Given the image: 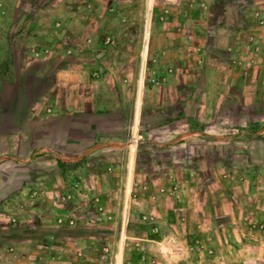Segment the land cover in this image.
Instances as JSON below:
<instances>
[{"label":"crops","instance_id":"0c3cea01","mask_svg":"<svg viewBox=\"0 0 264 264\" xmlns=\"http://www.w3.org/2000/svg\"><path fill=\"white\" fill-rule=\"evenodd\" d=\"M3 1L7 6L0 9V40L15 37L17 33L11 31L10 25L22 26L27 21L33 25L36 38L51 40L42 28L44 22L52 20L12 17L11 0ZM70 34L66 40L73 38ZM223 39L218 37L216 43ZM71 52L66 56L53 51L44 60L22 63L23 59H19L15 64L0 65V264H69L68 251L73 245L91 243L75 220L83 217L84 225L86 219L90 222L95 216L99 204L92 202L93 198L105 203L106 214L122 210L124 215L129 212L127 201L135 192L133 211L159 212L163 220L179 214L209 226L211 237L205 238L203 250L196 256L188 251L185 264H247L248 259L252 263L255 253L264 247L263 237L256 241L259 244L249 242L252 239L247 233L253 230L246 224L249 217L264 220V135H260L263 140L252 143L262 130L251 134L252 144L244 145V153L236 161L231 159L236 152L231 145L224 154L221 143L214 144L211 151L203 139L184 140L182 137L189 134L178 130L173 135H161L175 136L174 142L184 140L180 145L164 148L162 143L161 154L155 160L141 161L140 156H132L135 145L125 143L129 133V94L118 77L108 73L103 51ZM22 54L26 57L28 51L24 48ZM210 70L221 72L214 67ZM91 71L98 72L99 77H90ZM168 88L176 95L156 100L158 107L166 106V115L160 119L180 115L179 121L184 124L188 119L202 118V107L192 108L193 117L187 118L185 83L172 80ZM178 95L181 99L177 104L174 100ZM194 95L189 97L192 103ZM231 104L230 115L236 117V103L231 100ZM246 107L241 106L244 113ZM138 108L139 99L133 132ZM203 134L210 137L195 132L200 138ZM198 145L205 148L199 149ZM138 152L141 151L137 149ZM198 157L209 160L213 168L226 170L227 174L218 179L231 188L208 190L209 180ZM170 187L176 189L172 195L157 192ZM120 200L123 203L118 207ZM7 202L17 206L15 212H9L10 216L18 215L16 224L1 213ZM57 216L66 222L71 219L74 225H57ZM241 233L246 235L243 241L238 239ZM246 242L248 247L244 246ZM236 243L251 254L241 255ZM207 249L213 256L206 254Z\"/></svg>","mask_w":264,"mask_h":264},{"label":"rangeland","instance_id":"374dc122","mask_svg":"<svg viewBox=\"0 0 264 264\" xmlns=\"http://www.w3.org/2000/svg\"><path fill=\"white\" fill-rule=\"evenodd\" d=\"M3 2L0 0V9L7 6ZM11 4L12 17L52 20L44 22L42 28L51 40L36 38L28 21L22 26L12 24L9 28L13 26L11 31L17 34L9 40H0V65L15 64L19 59H23L22 63L44 60L53 51L66 56L72 55V49L103 51L108 73L117 76L129 94L127 107L124 106L130 114L125 143L135 145L134 158L138 155L141 161L155 160L161 154L162 143L165 148L188 139H203L211 151L214 144L221 143L223 154L231 145L236 149L231 159L236 161L238 155H243L246 143L263 140L260 135H264V0H11ZM68 33H72L70 40L65 39ZM218 37L224 38L222 42L216 43ZM24 48L28 51L26 57L22 54ZM212 67L221 72L214 73ZM90 77L96 79L99 74L91 71ZM172 80L185 83L184 101L189 102L187 118L193 117L192 108L202 107L200 120L188 119L181 124L180 115L175 117V114L160 119L166 115V106L158 107L156 100L176 95L168 90ZM194 93L192 103L189 97ZM175 97L178 104L181 97ZM231 100L236 103V117L230 115ZM241 106H247L245 113ZM177 130L187 132L189 137L174 142L175 136L161 135ZM260 130L251 143V134ZM200 131L210 137L195 135ZM169 141L173 142L166 144ZM137 149L141 151L138 154ZM196 160L209 180L208 190L214 188L219 192L231 188L218 179L227 174L226 170L211 167L209 160L202 157ZM157 192L161 194L160 189ZM238 193L240 189L236 186L235 194ZM92 202L99 205L90 222L86 219L83 225L81 216L75 220L91 243L73 245L68 251L69 264H185L187 252L196 256V252L203 250L205 238L211 237L208 225H199L183 215H171L163 220L159 212L133 211L136 192L127 201L129 212L124 215L122 210L106 214L105 203L96 198ZM121 203L120 200L118 207ZM16 207L10 202L1 207V213L14 219V222L10 220L11 224H16L18 215L10 216L9 212H15ZM58 217L63 219L57 224L61 227L74 225L71 219H67L73 222L68 225L63 217ZM253 218L249 217L246 223L253 230L247 233L252 239L249 242L259 244L256 241L263 237L264 244V220ZM244 234L238 239L243 241ZM241 245L236 248L241 255L251 254L244 252L249 246L247 242L245 247ZM206 251L213 256L210 249ZM256 258L264 260L263 246L255 253L254 261L250 263L248 259L247 264H259Z\"/></svg>","mask_w":264,"mask_h":264},{"label":"built area","instance_id":"2783aa9c","mask_svg":"<svg viewBox=\"0 0 264 264\" xmlns=\"http://www.w3.org/2000/svg\"><path fill=\"white\" fill-rule=\"evenodd\" d=\"M175 190H176L175 187H170L166 191H165V189H160V193H168L169 195H172L175 193ZM11 221L14 222V219H11ZM56 222H57V224H61L63 222V219L58 217L56 219ZM67 223H68V225H72L73 222L71 220H69Z\"/></svg>","mask_w":264,"mask_h":264}]
</instances>
